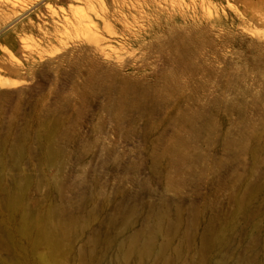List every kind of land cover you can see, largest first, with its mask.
Instances as JSON below:
<instances>
[{
	"label": "rangeland",
	"instance_id": "374dc122",
	"mask_svg": "<svg viewBox=\"0 0 264 264\" xmlns=\"http://www.w3.org/2000/svg\"><path fill=\"white\" fill-rule=\"evenodd\" d=\"M35 1L0 27V264H101L154 227L171 245L160 264H264V28L238 20L239 1L212 4L245 46L196 56L211 66L178 114L200 107L215 131L178 169L160 161L173 120L151 130L174 102L119 122L105 109L116 91L161 95L157 78L191 77L151 43L163 2Z\"/></svg>",
	"mask_w": 264,
	"mask_h": 264
},
{
	"label": "bare ground",
	"instance_id": "6f19581e",
	"mask_svg": "<svg viewBox=\"0 0 264 264\" xmlns=\"http://www.w3.org/2000/svg\"><path fill=\"white\" fill-rule=\"evenodd\" d=\"M20 1L27 2L28 0H0V27L6 23H16L29 13L26 10V12L17 14L13 3L18 4ZM43 1L36 0L34 6L38 7L39 3ZM161 1L166 8L163 9L164 13L155 12L153 33L150 35L151 43L159 46L158 50L162 55L168 56L166 62L169 66L181 68L190 73L191 77L187 79L185 85L180 87L177 80L171 77L157 78L156 81L160 82L165 90L161 95L149 93L150 91L145 93L133 87L116 91L114 92L115 97L105 109L114 121L119 122L124 121L129 113H135L140 117H149L158 107L174 102L176 117L169 116V119H165L151 130L159 131L161 136L166 132L168 122L173 120L175 128L172 130V137L160 155V161H164L167 167L179 169L191 161L188 151L190 145L204 138L207 142L215 131L212 120L204 118V112L200 107L197 109L187 108L183 113L178 114L182 106H188L190 102L196 103L199 97L198 92L192 90L195 87L191 84H195L194 78L206 66H211L206 61L195 62L196 56L205 50L215 54L227 44L237 46H245V44L239 42L236 36L225 28V22L229 20L227 17L233 15L232 10L219 12L218 9L211 7L214 2L223 0ZM233 1H239L242 4V18H238V20L249 26L256 25L264 28V0ZM211 9L213 10L211 11ZM214 31L218 33L214 34ZM261 42V47L264 49V40ZM248 49L251 50L252 46L249 45ZM154 229L155 227L148 232H135L127 240L117 243L114 248H104V251L100 253V263L160 264V258L171 251V245L166 241L156 245L152 234ZM160 229L161 226H157L156 231ZM93 251L94 249H91L90 252ZM153 253H156L155 259L152 258Z\"/></svg>",
	"mask_w": 264,
	"mask_h": 264
}]
</instances>
